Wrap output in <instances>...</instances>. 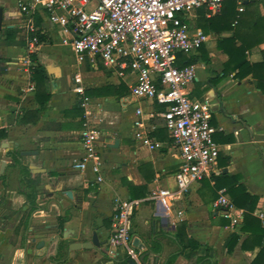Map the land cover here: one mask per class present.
<instances>
[{
	"label": "crops",
	"instance_id": "1",
	"mask_svg": "<svg viewBox=\"0 0 264 264\" xmlns=\"http://www.w3.org/2000/svg\"><path fill=\"white\" fill-rule=\"evenodd\" d=\"M29 1L0 0L4 10L0 35L6 27L16 29L11 44L0 39V135H5L0 137V264H113L127 254L125 248H120L113 258L106 249L115 199L140 200L131 216L137 264H141L139 257L147 247L151 251L144 256L145 264H167L172 254L175 257L169 264L194 263L207 247L210 264H250L260 246L250 247L248 242L242 246L250 235L241 229L245 211L233 203L223 184L229 176H239L238 183L258 197L252 215L264 226V91L257 86L258 76L264 75V0L245 2L243 11H238L239 4L234 0L237 19L223 22L222 30H218L222 24L215 23L214 28L204 31V20L215 14L205 16L203 7L195 9L190 17L192 28L202 30L208 39L192 54L180 55L179 63L191 59L192 63L186 64L196 65L198 79L189 86V95L211 99L213 139L220 150L210 174L194 182L176 201V208L185 212L181 218L149 196L150 189L157 186L174 187L173 175L179 163L178 150L160 118L146 119L150 135L163 142L160 149L148 150L133 139L135 106L141 104L146 112L160 111L161 106L147 101L137 103L129 96L127 84L133 76L122 78L99 61L78 62L70 36L41 13L35 15L42 19L39 33L45 40L37 39L33 52L43 68L49 98L37 111L36 86L22 63L28 53L29 18L20 11L19 3ZM256 20L262 24L260 27H255ZM222 38H234L235 46L253 44L245 51L246 59L263 63V68L258 66L240 77L237 69L229 67L222 76L228 59V53L217 45ZM32 83L34 90L28 91ZM77 86L82 87L81 93L76 92ZM81 101L90 106L91 124L100 133L97 148L103 159L101 181L96 180L90 166L84 170L74 166L83 154ZM128 112L132 114L130 122L119 125L118 120ZM25 151L32 153L22 155ZM8 152H14V156ZM19 164L32 174L40 173L42 180V191L36 197L39 209L30 216L27 226L24 220L29 204L24 193L28 190L21 188L23 173ZM127 183L144 185L145 193L133 192L132 197ZM66 190L72 192L71 198ZM220 190L234 204L230 217L211 206ZM59 216L67 219L61 237L56 238ZM94 230L99 247L69 251L72 242L90 241ZM184 232L200 244L197 255L191 258L190 250L178 239V234ZM232 232L239 239L227 253L223 245Z\"/></svg>",
	"mask_w": 264,
	"mask_h": 264
},
{
	"label": "built area",
	"instance_id": "2",
	"mask_svg": "<svg viewBox=\"0 0 264 264\" xmlns=\"http://www.w3.org/2000/svg\"><path fill=\"white\" fill-rule=\"evenodd\" d=\"M226 0H31L19 3L28 18V53L22 63L29 68V54L37 43L35 14H45L52 24L69 36V43L78 62L89 59L92 64L101 62L118 76H133L129 82V96L137 103L147 101L161 106L157 112H146L141 104L134 108L132 120L133 139L148 150H157L163 142L150 135L147 118H160L179 153V163L174 172V187L157 186L149 196L156 203L173 211L178 217L184 211L177 209L176 201L184 197L191 185L210 174L216 164L219 146L213 139L215 127L211 123L213 103L209 96L189 95V86L197 81L196 65L180 64V55H189L204 44L208 35L192 28L190 17L195 9L203 7L205 16L220 12ZM238 11L250 0H236ZM79 83V79H75ZM34 90L33 83L27 88ZM81 93L82 87L77 86ZM84 120L80 131L83 154L74 166L84 170L87 166L99 175L102 157L98 151L99 131L91 124L92 110L86 101L79 103ZM154 127H151L153 129ZM140 200L115 199L111 214V228L106 249L116 258L120 248H125L135 259L131 216ZM230 217L234 204L224 190L211 204Z\"/></svg>",
	"mask_w": 264,
	"mask_h": 264
},
{
	"label": "trees",
	"instance_id": "3",
	"mask_svg": "<svg viewBox=\"0 0 264 264\" xmlns=\"http://www.w3.org/2000/svg\"><path fill=\"white\" fill-rule=\"evenodd\" d=\"M235 2L234 0H226L224 3V7H222L221 11L218 14H215L211 18H207L204 20L202 27L205 30H209V28H214L215 23L222 24L223 22L229 20L232 22V19L234 20V17L236 16V11L234 10ZM231 15V18L229 19L228 16ZM237 17H235V20ZM35 25L38 27L37 36L40 41L45 40V37L39 33L40 31V25L42 19L38 16H34ZM240 19L237 20L240 21ZM257 23V24H256ZM255 27H260L262 24L256 20ZM224 29V25H220L218 30ZM217 30V29H215ZM217 30V31H218ZM16 33V29L13 27H6L1 35L0 39H2L3 43L11 44L13 41V37ZM219 48H223L224 52L228 53V59L225 62L224 70L222 73L223 75H226L228 72V68L231 67V69H237V76H244L251 69L256 70L258 66L263 68V63H250L246 59L245 51L248 47H251L249 45H239L235 46V40L234 38H222L218 39L217 43ZM29 58L31 61V65L29 68V73L31 80L34 82L36 86V99L39 103V108L37 111L42 109L45 106V103L47 102L49 98V92L44 87L43 82V68L42 66L36 62V56L34 52H31L29 54ZM186 63H192V60H187ZM185 63V64H186ZM257 86L264 91V75L261 74L257 78ZM161 135V133L159 134ZM5 135H0V137H4ZM8 155L14 156V152H8ZM15 157H12V160H14ZM20 165V171L23 173L22 177L20 178L21 181V188L23 190H28L26 193H24L26 202L28 205V211L25 215V226H27L28 220L30 216L39 209L38 204L36 203V197L40 191H42V180L40 178V173H31L26 167ZM223 177H226L227 175H222ZM239 176H229V179L225 184V190L226 192L231 196L233 203L242 209H244V220L242 225V230L249 231L250 235L247 237V239H244L242 242V246H245V242L250 244V247H254L256 245L260 246V249L254 259L250 262V264H264V245L262 244V240L264 238V226L261 225L260 221L252 215V212L254 211L256 202L258 201V197L256 195H250L245 187L238 183ZM129 192L131 196L133 197V192H138L139 195H142L145 193V186L144 185H138L135 186L132 183H127ZM90 191L87 190L86 193ZM66 217H58V224H57V237H61L62 229H63V223L66 221ZM179 233L178 239L180 240V243L183 242V247L188 248L190 250V258L197 255L198 249L200 248V244L193 240L192 238L188 237L185 232L184 234ZM239 239V235L235 232H232L229 234V236L225 239L223 249L225 252L230 253L234 246L236 245L237 241ZM11 243H15L14 239H10ZM209 256L208 253V247L206 248V253L203 256H196V261L194 263L190 264H200L204 260L207 261V257ZM175 257V254H172L168 257L167 264L172 261V259ZM130 258L129 254H125L120 260L115 261L113 264H126L127 259ZM53 259V258H51ZM208 264H210V261H207ZM215 264V262L213 263Z\"/></svg>",
	"mask_w": 264,
	"mask_h": 264
},
{
	"label": "water",
	"instance_id": "4",
	"mask_svg": "<svg viewBox=\"0 0 264 264\" xmlns=\"http://www.w3.org/2000/svg\"><path fill=\"white\" fill-rule=\"evenodd\" d=\"M3 15H4V10H3L2 7H0V30L2 29ZM116 145H118V140H115V146ZM31 153L32 152H30V151L21 152L22 155H30ZM65 194H66V196L68 198L72 197V192L70 190H66ZM136 241L137 240H135V244H137ZM40 245L42 246L43 243L41 242ZM99 246H100V243L98 241V236H97L96 231L94 230L92 232V237H91L90 241L72 242L69 245V251H74V250H77V249H91V248H94V247L96 248V247H99ZM142 246H143V244H142ZM146 250L147 251L144 254H141L140 257H139V260H140L141 264H145L146 263L144 261V256H145V254H147V253H149L151 251V248L147 247ZM127 264H137V263H136V261L133 258H129V259H127Z\"/></svg>",
	"mask_w": 264,
	"mask_h": 264
},
{
	"label": "rangeland",
	"instance_id": "5",
	"mask_svg": "<svg viewBox=\"0 0 264 264\" xmlns=\"http://www.w3.org/2000/svg\"><path fill=\"white\" fill-rule=\"evenodd\" d=\"M65 48V47H64ZM67 49V48H66ZM65 56H66V60L68 61V51L65 52ZM118 110V109H117ZM116 110V111H117ZM120 114L117 112L116 116H119ZM131 116L132 114L130 112L126 113L124 118H121L120 120H118V123L119 125H122V124H128L131 120ZM120 117V116H119Z\"/></svg>",
	"mask_w": 264,
	"mask_h": 264
}]
</instances>
